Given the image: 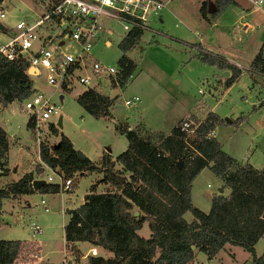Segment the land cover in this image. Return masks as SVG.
Instances as JSON below:
<instances>
[{
	"label": "rangeland",
	"instance_id": "obj_1",
	"mask_svg": "<svg viewBox=\"0 0 264 264\" xmlns=\"http://www.w3.org/2000/svg\"><path fill=\"white\" fill-rule=\"evenodd\" d=\"M202 1L169 0L157 16L149 20V29H141L138 42L126 52L135 63V69L128 82L117 89L109 116L94 118L76 103L75 98L85 89L84 86L73 84L68 89L58 90L61 101L57 96H51V101L58 106V112L52 114L49 121L56 124L58 116H61L59 132L68 137L74 147L80 149L94 164H98L103 152L117 155L125 149L124 136L114 129L118 123L131 128L141 124L151 132L168 134L175 114L191 111L201 115L211 111L220 119L215 127L216 140L222 150L240 163H248L255 168L264 167V75L248 71L249 61L264 39V0L261 10H253L248 0L231 1L213 19L207 14L206 20L199 14ZM209 6L212 12L213 4ZM40 7L41 2L35 0H0V8L5 12L0 23L7 29L11 28L16 20L32 19L33 11L40 10ZM212 20L215 24L209 23ZM244 21L251 25L246 30L241 27ZM98 22L105 31L99 33L90 53L97 61L114 66L121 54L117 44L125 31L118 20L101 16ZM217 33L228 41L221 40ZM6 35L0 31V41H4ZM200 41L204 47L209 46L216 53L224 50L239 67V76L228 87L224 85V71L227 70L199 59L198 53L202 51L199 50L202 49ZM40 71L37 78L32 77V87L48 95L52 88L44 82V71ZM100 85L97 92L108 95L111 87L108 81L102 80ZM133 96H137L139 101H136L135 106H125L123 100ZM22 105L23 100L13 101L0 110V126L8 137L7 162L10 170L17 167L15 173L8 172L11 176L28 169V163L36 152L34 137L25 126L27 116L21 109ZM45 139L51 143L57 140V136L46 135ZM110 160L117 165L115 156H110ZM101 177L102 172L99 171L74 174L71 177V190L60 192L63 193L62 198L59 192L47 195L22 194L21 197L27 199L29 206L21 200L23 203L14 206V209V202L3 200L0 205L3 210L0 236L28 237L30 240L25 224L34 221L42 228V233L35 237L41 246L37 255L42 261L29 258L27 263L63 264L60 204L62 202L67 208L78 206L89 186ZM52 179L56 183L55 175ZM99 184L98 189L94 190L96 193L110 189V186ZM220 188L221 192L218 191ZM229 191L209 167H204L194 176L190 187L193 203L203 212L210 206L206 202L207 197L209 199L216 194L227 196ZM40 198L49 208L45 215L39 205ZM184 216L188 221L192 218L188 211ZM66 217L64 213V219ZM147 232L144 222L138 233L144 237ZM90 246L81 242L78 248L85 253ZM255 250L259 255L264 252V236L256 242ZM217 254L207 260L203 253L197 252L194 264H251L248 252L239 246L228 245L225 251L220 250ZM67 258L65 255L64 259Z\"/></svg>",
	"mask_w": 264,
	"mask_h": 264
},
{
	"label": "trees",
	"instance_id": "obj_2",
	"mask_svg": "<svg viewBox=\"0 0 264 264\" xmlns=\"http://www.w3.org/2000/svg\"><path fill=\"white\" fill-rule=\"evenodd\" d=\"M231 1L214 0L212 12L206 1H202L199 14L205 20L210 14L213 19ZM0 31L8 33L9 28L0 23ZM141 34V29L133 27L118 42L121 52L116 61L118 86L111 81L113 89L123 87L134 71L135 63L126 52L135 46ZM199 50H202L198 53L201 61L228 71L225 87L240 74V69L221 55ZM248 67L251 72L264 75V39ZM24 69L23 64L0 55V107L14 100L21 101L33 92L32 81ZM115 98L116 95L110 99L87 88L75 101L92 117L99 118L109 115ZM190 118L197 123L191 138L187 137L192 148L185 142V132L179 129L182 118L168 135H159L158 142H154L151 135L140 136L126 126H117L127 141L126 148L115 157L121 170L113 168L114 161L107 152L94 164L73 148L56 124L48 123V135L57 136V140L48 143L45 137L39 144L38 156L46 166L66 178L84 171L102 172V177L89 186L83 202L67 211L64 248L66 256L72 259L66 264H193L196 252L210 258L226 244L248 252L251 264H264V252L257 255L254 250V244L264 234V167L256 169L244 164L232 170L233 159L211 135L220 119L212 112L200 121L193 116ZM25 125L30 129L28 119ZM6 151V133L0 127V175L9 172L2 161ZM204 167H209L230 190L227 196L213 195L207 212L190 202L191 181ZM116 175L123 180L119 182ZM32 180V175L25 173L10 181L0 188V199L35 191L58 192L57 183L47 181L33 190ZM101 182L108 183L110 189L96 193L95 185ZM134 211L138 214L133 215ZM186 211L192 215L190 222L182 216ZM143 222L147 224L148 237L137 234ZM79 241L95 245L110 256L86 254L84 261H80L82 255L75 246ZM29 246L31 243L20 240H0V264L25 260L29 257L25 254Z\"/></svg>",
	"mask_w": 264,
	"mask_h": 264
},
{
	"label": "built area",
	"instance_id": "obj_3",
	"mask_svg": "<svg viewBox=\"0 0 264 264\" xmlns=\"http://www.w3.org/2000/svg\"><path fill=\"white\" fill-rule=\"evenodd\" d=\"M168 1L44 0L41 13L32 19L16 20L9 28L6 39L0 41V55L9 61L23 64L25 73L31 81H34L32 77L37 78L40 75L42 69L44 82L52 88L48 95L34 88L33 92L23 99L21 107L30 122L29 130L34 137L38 162L42 167L52 170L38 156L39 144L49 134V119L52 114L58 112V106L51 101V96L59 98L61 94L58 90L68 89L73 84L95 91L101 86L102 80H107L110 86L113 81L114 85L118 86L117 66L105 65L94 59L90 53L99 33L105 31L98 22L99 17L120 21L125 33L133 27L149 29V20L157 16ZM248 1L253 10H261L263 0ZM4 17L5 12L0 8V20ZM241 27L242 30H246L250 26L242 22ZM112 89L110 87L108 91ZM136 100L137 97L133 96L124 99L123 104L132 106ZM182 119L179 129L185 132L184 139L190 147L187 137L193 133L197 123L190 115H185ZM191 157L192 155H188V158ZM54 175L57 179L58 192H69L72 187L71 177L66 178L55 172ZM46 180H51V176L47 175ZM40 202L45 209L43 200ZM40 232L38 224L29 223L30 243L35 241ZM25 254L31 258H38L33 246L27 247ZM87 254L98 255V247L91 245L87 249ZM67 257L63 264L72 259L70 256Z\"/></svg>",
	"mask_w": 264,
	"mask_h": 264
},
{
	"label": "crops",
	"instance_id": "obj_4",
	"mask_svg": "<svg viewBox=\"0 0 264 264\" xmlns=\"http://www.w3.org/2000/svg\"><path fill=\"white\" fill-rule=\"evenodd\" d=\"M35 1H38V2H41V7H40V10H38L37 9V11H33V14H34V16L36 15V14H39V13H41L42 12V10H43V8H44V0H35ZM204 1H206L207 2V5H208V7H210L209 5L210 4H213V2H214V0H211L212 2L210 3V2H208V0H204ZM234 2H236L235 0H233ZM34 16H32V17H34ZM212 22V24H215L214 22H213V20L212 21H210L209 23H211ZM245 22V21H244ZM242 23V22H241ZM245 23H247V22H245ZM248 24V23H247ZM249 25V24H248ZM249 26H251V25H249ZM10 30V29H9ZM217 35H220V34H218L217 33ZM200 44H201V41L199 42ZM201 47H202V49H205V50H209V51H211V52H214L213 51V49H211V47H209V46H207V47H204V45L203 44H201ZM219 48V47H218ZM215 54H218V55H221V56H223V58L226 60V61H228V63H230V64H233V65H235V66H237V64L236 63H234V62H232L229 58H228V56H227V54H225L224 53V50H221V52H219L218 51V53H216V52H214ZM250 62V61H249ZM249 66V65H248ZM238 67V66H237ZM239 68V67H238ZM248 71H249V67H248ZM228 75H229V73H228ZM227 75V76H228ZM131 76V75H130ZM226 76V77H227ZM239 76V75H238ZM237 76V77H238ZM225 77V78H226ZM236 77V78H237ZM128 82V81H127ZM126 82V83H127ZM200 91V90H199ZM202 93V92H201ZM137 97V96H136ZM15 101V100H14ZM136 101H139V99H138V97H137V100ZM13 102V101H12ZM11 102V103H12ZM10 103V104H11ZM135 104H136V102L134 103V105H132V106H135ZM112 106V105H111ZM111 106H110V108H111ZM126 106V105H125ZM5 107H0V110L1 109H4ZM209 112H211V111H209ZM208 112H205V113H203V114H201V115H198V114H196V113H194V112H189V111H185V112H182L181 114H175L174 115V117H173V126H175L176 124H177V122L181 119V118H183L185 115H190V116H193V117H195L198 121H200V120H202L204 117H205V115L207 114ZM213 113V112H212ZM215 114V113H214ZM109 115H110V109H109ZM108 115V116H109ZM222 123H225L224 121L222 122ZM25 124H26V121H25ZM26 126V125H25ZM117 126H126V128L127 129H130V130H134L135 132H137L140 136H145V135H151L152 137H153V141L154 142H158V136L159 135H168L169 133H170V131H171V129L173 128V126H172V128L170 129V131H169V133L167 134V133H162V132H159V131H155V132H151L150 130H147L146 129V127L145 126H143V125H136L135 127H133V128H131L129 125H127V124H124V125H121L120 123H118L117 125H115L114 126V129L116 130V131H118L121 135H123L119 130H118V128H117ZM1 127V126H0ZM27 128V127H26ZM4 130V129H3ZM5 131V130H4ZM6 133V132H5ZM211 135H212V137H214L215 139H216V127L214 126V128L212 129V131H211ZM124 136V135H123ZM125 138V137H124ZM6 140H7V151H6V153H5V158H3L2 159V161H3V163H4V168H6V169H8L9 170V172L10 171H12L13 173H15V171H16V168H13L12 170H10V166H9V164H8V162H7V152H8V137H7V135H6ZM72 143V142H71ZM125 148H126V146H127V141H126V139H125ZM72 146H73V148L74 149H77V150H80V149H78V148H76V147H74V145L72 144ZM221 147V146H220ZM222 149V148H221ZM123 151V150H122ZM122 151H120V152H122ZM224 151V150H223ZM109 152V151H108ZM119 152V153H120ZM225 152V151H224ZM119 153H117V155L119 154ZM226 153V152H225ZM227 155H229L228 153H226ZM116 154H110V153H108V156H109V158H110V156L111 157H116L117 156ZM230 156V155H229ZM231 157V156H230ZM232 159H233V161H234V163H233V165H232V167H231V169L233 170V169H235L236 167H238V166H242V165H244V164H248V163H240V162H238V161H236L233 157H231ZM209 165H210V163H209ZM250 165V164H249ZM28 169H26V170H21V172H20V174H18V175H16V176H11V175H9V173H6V174H4V175H0V188H3L5 185H7V183H9L10 181H12V180H16V179H18L20 176H22L23 174H25V173H30L31 175H32V177H33V179H43L44 177H43V175H45V178H44V180H45V182L47 181V182H54V180L52 179V176L54 175V170H50V169H48V168H45V167H42L40 164H39V162H38V158H37V153L35 152V156L32 158V159H30V161H29V163H28ZM253 167V166H252ZM37 168H39L40 169V171H37ZM113 168L115 169V170H121V165L120 164H118L117 163V165H114L113 166ZM255 168V167H254ZM263 168V167H262ZM203 169V168H202ZM256 169H261V168H256ZM86 171H84V172H82V173H79V175H83L84 173H85ZM90 172H95V171H90ZM99 173H101V172H99ZM47 175H49V176H51V180H46V176ZM220 180H221V178H219ZM222 181V180H221ZM102 184H104L106 187H109V184L108 183H103V182H101ZM191 183H192V181H191ZM223 183V182H222ZM99 183H97L96 185H95V190H97L98 189V187H99ZM190 187H191V184H190ZM221 189V191H222V188H220ZM219 189V190H220ZM218 190V191H219ZM88 191V190H87ZM221 191H219V192H221ZM33 193H38V194H40V195H47V194H49V193H40V192H37V191H35V192H33ZM57 193V192H56ZM30 194H32V193H30ZM30 194H28V195H30ZM59 194H60V196H61V198H62V195H63V193H60L59 192ZM27 195V196H28ZM26 197V196H25ZM212 197V196H211ZM211 197L208 199V197L206 198V202H208V203H210V201H211ZM3 200H6V201H11V202H14L13 204H12V208H14L15 209V207H17L18 206V204L20 203V204H22L24 201L26 202L25 203V205H27V206H29V202L27 201V199H25L24 197H21V195H18V196H16V197H6V198H2V199H0V205L3 203ZM23 201V202H20V201ZM41 200H43V198H40V201ZM39 201V205H41V207H42V213L45 215V214H47L48 212H49V208L45 205V202H44V200H43V202H44V205L46 206V208L44 209L43 208V205H42V203ZM62 201V200H61ZM83 202V198H82V201H81V203ZM190 202H192L191 204H192V206H194V207H196L197 209H199L198 208V205L197 204H195V203H193V201H192V197H191V193H190ZM80 203V204H81ZM79 204V205H80ZM78 205V206H79ZM15 206V207H14ZM67 205H64L62 202H61V204H60V208H59V213H60V218H61V226H62V240H63V254H64V257H65V255H66V251H65V248H64V231H63V227H64V225L66 224V222H67V220H68V214H67V211L68 210H71V209H74V208H76V207H78V206H75V207H73V208H67L66 207ZM210 207V206H209ZM200 210V209H199ZM202 211V210H201ZM208 211V210H207ZM206 211V212H207ZM187 212V211H186ZM64 213H66L67 214V217L64 219ZM185 213V212H184ZM184 213H183V218H184V220L186 221V222H190L191 220H192V218H191V220L190 221H188L187 219H186V217L184 216ZM53 214V213H52ZM2 215H3V210L0 208V218L2 217ZM42 217H45V216H42ZM1 220L2 219H0V224L2 223L1 222ZM42 220V219H41ZM43 221V220H42ZM31 222H34V221H31ZM30 223V222H29ZM29 223L27 222V224H25V226L26 227H28V225H29ZM36 223V222H35ZM144 223V222H143ZM143 223H142V225H141V227L137 230V234L139 235V233H138V231L142 228V226H143ZM36 224H38V223H36ZM39 225V224H38ZM147 225V224H146ZM40 226V225H39ZM40 228H41V226H40ZM42 233V228H41V232H40V234ZM27 235V234H26ZM148 235H149V230H148V232H147V236H144V237H148ZM264 236V234L261 236V237H263ZM143 237V236H142ZM260 237V238H261ZM259 238V239H260ZM258 239V240H259ZM0 240H20V241H23V242H25V243H27V244H29L30 243V241L28 240V237H26V238H24V237H22V238H9V237H1L0 236ZM257 240V241H258ZM256 241V242H257ZM82 241H79V242H75V246L78 248V245L81 243ZM89 246L91 245V244H89L88 242H86ZM37 244H38V246H37ZM40 244L37 242V241H34V242H31V246H33L34 247V249L36 250V252H37V254L39 253V249L41 248V246H39ZM255 245H256V243L254 244V250H255ZM226 246H228V244H226V245H224V247L221 249V250H223V251H225V249H226ZM78 250H79V248H78ZM220 251V250H219ZM218 251V252H219ZM79 252H80V250H79ZM199 252V251H198ZM217 252V253H218ZM255 252H256V250H255ZM197 253V252H196ZM202 253V252H201ZM215 254L214 256H212V257H210V258H208V257H206L207 258V260H211V259H213L216 255H218V254ZM80 254L82 255L81 256V258H80V261H84V257H85V255L87 254V250L85 251V253H82V252H80ZM98 254H101L102 256H104V257H107V256H110V253H108V252H106V251H101V250H99L98 251ZM256 254L257 255H259L257 252H256ZM64 257H63V260H64ZM29 258L30 259H33V258H31V257H26V259L25 260H16L13 264H29V263H27L28 262V260H29ZM34 259H39L40 261H42V259L41 258H34ZM195 260H196V254H195V259H194V262H195ZM62 263H63V261H62ZM194 264V263H193Z\"/></svg>",
	"mask_w": 264,
	"mask_h": 264
},
{
	"label": "water",
	"instance_id": "obj_5",
	"mask_svg": "<svg viewBox=\"0 0 264 264\" xmlns=\"http://www.w3.org/2000/svg\"><path fill=\"white\" fill-rule=\"evenodd\" d=\"M218 37L221 40L225 41V42L228 41L227 38L225 36H223V35H218ZM224 75L227 76L228 75V71H224ZM117 93H118V90L117 89H112V90L109 91L108 97L111 99L115 95H117ZM61 99H62V96H59V100H61ZM56 126L58 128L61 126V116H58L57 121H56ZM186 153L187 152L184 151V155H186ZM111 173H113V172H111ZM116 177L119 178V182H121L123 180V177L122 176H117L116 175ZM43 184H45V180L44 179H33L31 181V187H32L33 190H36L37 187H39L40 185H43ZM219 191H221V189ZM137 214L138 213L136 211L133 212V215H137ZM263 216H264V211H263Z\"/></svg>",
	"mask_w": 264,
	"mask_h": 264
}]
</instances>
